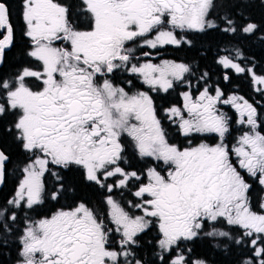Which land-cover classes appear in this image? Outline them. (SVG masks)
<instances>
[{"label": "snow or ice", "instance_id": "snow-or-ice-1", "mask_svg": "<svg viewBox=\"0 0 264 264\" xmlns=\"http://www.w3.org/2000/svg\"><path fill=\"white\" fill-rule=\"evenodd\" d=\"M247 7L245 0H19L27 60L0 73V123L7 121L0 134L26 159L14 195L0 203V258L14 247V264H208L190 246L205 238L239 251L237 264H264V120L243 96L209 86L208 72L193 93L189 64L153 63L149 51L192 48L189 34L264 31L241 11ZM11 15L0 0V64L14 45ZM216 63L251 74L264 96V75L227 55ZM120 73L132 77L127 88L114 82ZM136 80L148 90L132 92ZM180 85H187L182 103L159 109L150 93ZM223 106L235 110L234 121ZM164 121L185 140L176 143ZM232 123L242 126L239 136ZM208 136L213 143L193 144ZM129 142L143 168L126 158ZM9 161L0 149V185ZM73 172L106 193L129 191L131 211L107 195L102 217L75 195ZM61 200L71 202L28 216ZM153 229L155 258L145 259L140 240Z\"/></svg>", "mask_w": 264, "mask_h": 264}, {"label": "trees", "instance_id": "trees-1", "mask_svg": "<svg viewBox=\"0 0 264 264\" xmlns=\"http://www.w3.org/2000/svg\"><path fill=\"white\" fill-rule=\"evenodd\" d=\"M245 2L248 4V7L241 9V11L244 13L246 18L260 25L261 28H264V4H261V0H245ZM189 35L193 38L192 48H176L173 46H167L162 50L164 54L160 51L159 56L165 59L187 63L193 68L194 75H189L187 77L192 83L193 93L198 90H202L204 81L199 80V77L202 73L208 72L209 78L207 83L209 86L212 88L216 86L221 87L222 91H224L226 95L243 96L244 99H246L249 103H252L253 106L257 108L258 119L264 120V96L256 90V87L252 82L251 74L248 72L236 74L231 69H224L221 65L216 63L221 56L227 55L231 59L240 63L242 67H245L246 69L251 68L257 75H264V31H258L251 37L244 35L225 37L222 34L215 32L199 36V38H197L199 34ZM237 51L240 53L239 59L236 57ZM12 59L13 57L11 60ZM225 74L230 76V79L227 81L223 79ZM186 88L187 85H181V87L178 86L175 90H170L169 93H155L153 95V99L156 106L159 109H163L171 106L172 104H181L179 93ZM227 114L230 117H236L235 113L229 110L227 111ZM233 117L232 120L234 121L235 119H233ZM3 124H5V122L0 123V127H3ZM164 124L166 131L169 132L170 137L176 143H180L185 140L184 137L179 136L176 133L174 126L169 127L166 121H164ZM241 128L242 126L232 123V136H239L241 134ZM202 140L207 143H213V138L208 136L197 137L193 140V144H198ZM0 144L10 153L11 156V168L7 179H5L4 190L0 195V203H3V200L9 195L12 196L14 192V185H17L19 174V169L16 164L22 163L25 156L20 153L18 143L16 144V141H14L10 135L0 134ZM185 146H187L186 142ZM130 162L134 166L137 162V168H139V159L134 157ZM149 166H151V164H149ZM70 176L75 185V195L89 202L90 206L94 207L98 211L103 209L100 214L104 217L107 212V205L104 203L107 193H105L103 189H99L95 186H89L87 182L81 179L78 172L70 173ZM72 195L73 193H69V196ZM127 201V198H123L122 202H120L126 210L128 209ZM70 202V200H61L59 203L46 201L44 205L39 207L38 211L29 212L28 216L38 218V215L48 213L55 210L60 205ZM20 218L22 222L26 218L25 214L20 213ZM156 236L157 232L154 229L147 235H143L140 240L137 254L144 256L145 259H148L149 257L154 259L155 253L152 252L151 249L154 247ZM190 246L192 247L195 256L207 259L208 264H237V260L241 255L239 251L232 250L231 248L225 246L218 247L216 241L205 238L192 242ZM15 255L16 249L13 247L10 252H6L0 259H2L3 264H14Z\"/></svg>", "mask_w": 264, "mask_h": 264}, {"label": "flooded vegetation", "instance_id": "flooded-vegetation-1", "mask_svg": "<svg viewBox=\"0 0 264 264\" xmlns=\"http://www.w3.org/2000/svg\"><path fill=\"white\" fill-rule=\"evenodd\" d=\"M7 3L10 5V8H11V13H12V15H11V23L14 26L15 40H14L13 47L11 49L6 50L5 63L4 64H0V73L10 74V73H13V72L17 71V67H16L17 65H19L22 62H25L27 60V57L24 54H25V52L27 50L29 42H28L27 38L23 35V24H22V19L20 17L19 0H7ZM162 50H163V48L160 49L159 51H162ZM162 54H164L163 51H162ZM12 57H13V59L11 60ZM178 62H180V61H178ZM128 79H132V77H129L127 73H120V74L117 75V77L115 78L114 82L117 83L119 86H125L127 88L128 87V85H127V80ZM137 81L138 80L135 81V84L137 85V87L132 88L131 89L132 92L137 91L138 88H139ZM179 87H181V85ZM141 89H143V88H141ZM182 91H184V90H182ZM153 93L154 92L150 93V95H152V97H153ZM161 93H163V92H161ZM180 93H179V96H180ZM180 99H181V103H182L181 96H180ZM4 122H5V124L7 123L6 121H4ZM166 123H168V122L166 121ZM16 144H17V142H16ZM0 149L4 150L10 157V161L8 162V164L6 166L5 179H7L8 173H9L10 168H11V165H10L11 164V156H10V153L7 150H5L2 147L1 144H0ZM19 149H20V153L25 156V158L23 160V162H24L25 159H26V154L23 152L22 148L19 147ZM133 153H134V149L132 148V146H131V144L129 142V144L126 146V158L130 159V161H131V159L134 158ZM135 158L139 159L138 157H135ZM23 162L20 163V164H16V166L19 169V171L21 169L19 167L23 165ZM144 166H145V163L143 161H140L139 168H143ZM135 167L137 168V162H136ZM4 184L0 188V195L3 192V190H4V186H5ZM15 185H14V190H15V187H16ZM112 194L114 196L122 194L121 195V197H122L121 199H123V198H127V200H134L135 199V197H133L130 194V192L127 191V190H124L123 192L121 190H116V191H114L111 194L107 193V195H112ZM10 196L11 195H9L7 198H10ZM55 210H52V211H50L48 213H45V214L50 215L51 212H53Z\"/></svg>", "mask_w": 264, "mask_h": 264}, {"label": "rangeland", "instance_id": "rangeland-1", "mask_svg": "<svg viewBox=\"0 0 264 264\" xmlns=\"http://www.w3.org/2000/svg\"><path fill=\"white\" fill-rule=\"evenodd\" d=\"M149 51H153L154 52V58L152 59V62L153 63H160L161 61H163V60H170V59H165V58H162V57H160L159 55H160V51H159V54L157 55V54H155V50H149ZM223 56H225V55H223ZM222 57V56H221ZM230 58V57H229ZM170 61H174V60H170ZM175 62H177V63H180V62H178V61H175ZM138 82V86H139V88H138V90L137 91H140V90H143V91H147L148 89H147V86L146 85H142V84H140V81L138 80L137 81ZM255 85V84H254ZM255 87L257 88V86L255 85ZM141 88H143V89H141ZM199 91V90H198ZM197 91V92H198ZM197 92H195V93H197ZM156 92H154L153 93V95L155 94ZM223 110L224 111H231V112H233V113H235V110L234 109H231V107L230 106H223ZM226 111V112H227ZM235 115H236V117H237V114L235 113ZM231 117H233V116H231ZM236 117L234 118L233 117V119H236ZM23 167V165L22 166H20L19 168H22ZM19 172V174H18V182H17V185H18V183H19V181H20V179H22V173H21V171H18ZM16 185V186H17ZM15 189H16V187H15ZM15 191V190H14ZM12 195H14V192H13V194ZM121 195L122 194H119V195H116V196H114L113 194H112V196H113V198L117 201V202H122V197H121ZM107 196V195H106ZM105 196V197H106ZM121 204V203H120ZM127 210H129V211H131L130 209H127Z\"/></svg>", "mask_w": 264, "mask_h": 264}, {"label": "water", "instance_id": "water-1", "mask_svg": "<svg viewBox=\"0 0 264 264\" xmlns=\"http://www.w3.org/2000/svg\"><path fill=\"white\" fill-rule=\"evenodd\" d=\"M3 185V184H2ZM2 185H0V188L2 187Z\"/></svg>", "mask_w": 264, "mask_h": 264}]
</instances>
